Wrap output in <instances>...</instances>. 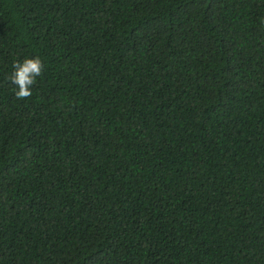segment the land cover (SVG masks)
<instances>
[{"label": "trees", "instance_id": "1", "mask_svg": "<svg viewBox=\"0 0 264 264\" xmlns=\"http://www.w3.org/2000/svg\"><path fill=\"white\" fill-rule=\"evenodd\" d=\"M0 264H264V0H0Z\"/></svg>", "mask_w": 264, "mask_h": 264}, {"label": "clouds", "instance_id": "2", "mask_svg": "<svg viewBox=\"0 0 264 264\" xmlns=\"http://www.w3.org/2000/svg\"><path fill=\"white\" fill-rule=\"evenodd\" d=\"M13 71L8 80L16 85L15 97L26 99L32 95V86L36 83L37 77L43 72V62L40 57H25L23 61H13Z\"/></svg>", "mask_w": 264, "mask_h": 264}]
</instances>
